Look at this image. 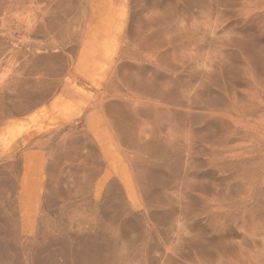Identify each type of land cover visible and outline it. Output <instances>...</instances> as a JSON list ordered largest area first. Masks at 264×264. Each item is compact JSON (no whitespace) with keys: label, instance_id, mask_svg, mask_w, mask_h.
<instances>
[{"label":"rangeland","instance_id":"1","mask_svg":"<svg viewBox=\"0 0 264 264\" xmlns=\"http://www.w3.org/2000/svg\"><path fill=\"white\" fill-rule=\"evenodd\" d=\"M0 264H264V0H0Z\"/></svg>","mask_w":264,"mask_h":264}]
</instances>
